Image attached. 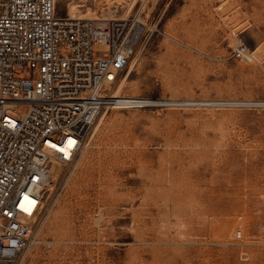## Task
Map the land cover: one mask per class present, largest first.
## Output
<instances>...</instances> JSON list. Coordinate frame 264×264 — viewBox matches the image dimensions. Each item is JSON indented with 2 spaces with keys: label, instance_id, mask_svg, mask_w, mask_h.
<instances>
[{
  "label": "rangeland",
  "instance_id": "rangeland-1",
  "mask_svg": "<svg viewBox=\"0 0 264 264\" xmlns=\"http://www.w3.org/2000/svg\"><path fill=\"white\" fill-rule=\"evenodd\" d=\"M129 2L80 9L157 27L113 92L169 104L96 122L15 264H264V0Z\"/></svg>",
  "mask_w": 264,
  "mask_h": 264
},
{
  "label": "built area",
  "instance_id": "built-area-1",
  "mask_svg": "<svg viewBox=\"0 0 264 264\" xmlns=\"http://www.w3.org/2000/svg\"><path fill=\"white\" fill-rule=\"evenodd\" d=\"M155 31L140 13L75 18L59 13L56 0H0V264H15L37 243L55 186L52 161L71 174L103 112L168 105L144 96L119 105L113 92ZM236 55L257 58L243 44Z\"/></svg>",
  "mask_w": 264,
  "mask_h": 264
},
{
  "label": "bare ground",
  "instance_id": "bare-ground-1",
  "mask_svg": "<svg viewBox=\"0 0 264 264\" xmlns=\"http://www.w3.org/2000/svg\"><path fill=\"white\" fill-rule=\"evenodd\" d=\"M57 1V11L59 10L58 8V6H61V7H66V10L68 11V13H66V14H68V15H70V16H72V17H75V18H85V17H91V18H112L110 15H108V16H106V14L107 13H101V14H99L98 12H96V11H93V12H91L90 11V8H89V10H88V12H83V11H81V9H80V7H82V6H85V4H83L84 2H86V0H56ZM95 1V0H94ZM108 1V0H107ZM136 2V0H130V2L128 3V10L126 11V12H129V10H131L132 8V5H134V3ZM146 3V2H145ZM109 4H110V2H109ZM112 4V3H111ZM109 7V6H108ZM94 8V7H93ZM144 9V8H143ZM101 10H103V9H101ZM90 15V16H89ZM121 18V17H120ZM259 48V47H258ZM258 49H256L255 51H257ZM255 53V52H254ZM133 63H134V61H132ZM136 62V61H135ZM132 64V63H131ZM127 79L125 78L122 82H121V84L118 86V88L117 89H115V91H114V93H115V100L117 101V104H119V105H122V103H129V101H130V99L131 98H134V97H136V96H129V97H127V96H120L119 95V92H120V90L122 89V87L125 85V82H127L126 81ZM134 94V93H133ZM169 102V101H168ZM206 102H208V101H205L204 103H206ZM190 103V102H189ZM192 103H194V102H192ZM196 103V102H195ZM194 103V104H195ZM225 103V102H224ZM169 104V103H168ZM197 104V103H196ZM207 104V103H206ZM172 106V105H171ZM116 108H117V106H116ZM115 109V108H114ZM112 110V109H111ZM108 113V111H105V112H103L102 113V115H101V117L99 118V120L97 121V128L99 127V125L101 124V123H103L105 120V116H106V114ZM115 119V118H114ZM112 120V119H111ZM116 120V119H115ZM106 122V121H105ZM108 122V121H107ZM114 122V121H113ZM111 123H112V121H111ZM118 123V122H117ZM121 123V122H120ZM110 124V123H109ZM113 125H117L116 123H114ZM111 126H112V124H111ZM114 127V126H113ZM118 127H120L119 125H118ZM96 127H95V129H97ZM109 128H111V127H109ZM95 129H94V131H95ZM114 131V130H113ZM95 133H96V131H95ZM80 159V158H79ZM81 159H82V157H81ZM80 162V161H79ZM63 165V163H61V162H59L57 159H55V160H53L52 161V163H51V166H50V170H51V174H52V176L53 177H57L60 173H61V168L63 167L62 166ZM52 191V190H51ZM41 229V228H40ZM39 241V240H38ZM37 241V242H38ZM40 242V241H39ZM37 245V244H36ZM26 258V257H25Z\"/></svg>",
  "mask_w": 264,
  "mask_h": 264
}]
</instances>
